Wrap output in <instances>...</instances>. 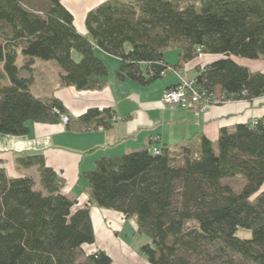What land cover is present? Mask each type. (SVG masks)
<instances>
[{
  "label": "trees",
  "instance_id": "obj_1",
  "mask_svg": "<svg viewBox=\"0 0 264 264\" xmlns=\"http://www.w3.org/2000/svg\"><path fill=\"white\" fill-rule=\"evenodd\" d=\"M62 1L0 0V134L26 135L29 122L58 123L61 113L70 130L109 129L113 108L75 117L60 99L31 90L36 60L56 62L64 86L104 89L109 69L97 49L120 59L118 80L144 86L177 68L165 60L168 49H179L183 63L220 55L198 66L200 86L222 101L264 96V72L235 59L264 58V0H106L88 12V34ZM153 143L101 156L84 173L89 201L81 208L43 154L16 159L32 174L10 176L0 166V264H113L102 249L80 260L82 247L96 241L91 206L133 220L151 240L142 246L150 264H195L192 256L264 264V116L221 128L216 143L201 134L157 153ZM238 176L239 191L224 182Z\"/></svg>",
  "mask_w": 264,
  "mask_h": 264
},
{
  "label": "crops",
  "instance_id": "obj_2",
  "mask_svg": "<svg viewBox=\"0 0 264 264\" xmlns=\"http://www.w3.org/2000/svg\"><path fill=\"white\" fill-rule=\"evenodd\" d=\"M104 1L106 0H63L62 2L74 15L78 30L88 34L86 16L91 9ZM97 54L109 69L108 84L104 89L78 90L73 86L62 85L61 77L53 85L47 80L48 73L41 71L42 67L36 60L32 65L31 90L40 99L46 100L52 97L60 99L75 117L90 108H113L116 116L121 118L119 122L112 124L109 129L96 130H70L61 122H29L30 131L26 135L0 134V166L6 168L10 176L31 174L34 171V168H19L16 164L17 158L43 154L48 166L65 178L63 192L77 201L76 208L83 207L89 201L88 181L84 173L94 169L101 156H120L126 152L143 149L151 141H154L152 147L157 148L164 145H180L191 137L201 134L216 143L221 128L234 131L237 124L264 116V96L253 101H223L211 105L204 113L184 108L171 109L163 104L161 101L163 93L177 85L180 77L195 79L199 74L198 66L201 63L208 65L219 59L220 55L204 53L183 63L179 49H168L165 51V60L170 64L179 63L177 68L168 71L150 85L144 86L132 80H118L116 72L120 66V59L101 49H97ZM235 59L252 71L264 72V58ZM48 65L54 66L60 74L58 65L55 63ZM23 73L29 74L26 70ZM107 216L118 221V225L115 223L114 228L120 232L119 238L114 237L112 231L105 226L104 219ZM91 217L96 235V250L102 249L109 253L113 264H123V250H129V245L126 244L128 240H124L122 234L128 228H131L129 235L137 232L133 220L122 221L121 213L96 206H91ZM100 228L111 241L108 240V244L98 236Z\"/></svg>",
  "mask_w": 264,
  "mask_h": 264
},
{
  "label": "rangeland",
  "instance_id": "obj_3",
  "mask_svg": "<svg viewBox=\"0 0 264 264\" xmlns=\"http://www.w3.org/2000/svg\"><path fill=\"white\" fill-rule=\"evenodd\" d=\"M0 42H1V40H0ZM77 57L78 56H76V58ZM22 59H23V57L20 55L19 59H18V65L20 67L22 66V63H23ZM38 62L42 67L41 71L43 70L44 72L48 73L49 78L47 77V80L51 81L53 85L56 82H58L60 74H58V71L54 66L48 65V63H55L56 65H57V63L54 61H42V60H38ZM0 66H1V63H0ZM35 74L38 76V72H36ZM26 169H32V168H26ZM32 173L33 172H31V174ZM224 182L231 184L235 190L239 191L244 186L245 179L243 177L238 176V177H234V178L225 179ZM126 219L127 218H125L122 215V221H124ZM115 223L118 225V221L111 218L110 216H107V218L104 219V224L110 231H112V235L116 238H119L120 232L115 230V228H114ZM130 231H131V228H128V229H126L125 233L122 234V236L124 237V240H128V241H126V244L129 245V250L128 249L123 250L124 255H123L122 263L123 264H150L147 260V257L144 255V253L142 251V246L151 242L150 238L147 235L140 234L138 232H136L135 234L129 235ZM125 235H129V236L126 237ZM238 235L241 237H247L250 235V233L247 232L246 230L240 229L238 231ZM98 236L101 239H103L105 244H108V240H109L108 236L105 235V232L103 231L102 228H100L98 230ZM109 242H111V241L109 240ZM95 250H96V243L84 245L82 247V255H80V260L84 259V256H83L84 254L92 253ZM113 253H114V257H115L116 254H115V252H113ZM191 260L195 264H208L205 261H202L200 257H193L192 256ZM242 264H245V263H242Z\"/></svg>",
  "mask_w": 264,
  "mask_h": 264
},
{
  "label": "built area",
  "instance_id": "obj_4",
  "mask_svg": "<svg viewBox=\"0 0 264 264\" xmlns=\"http://www.w3.org/2000/svg\"><path fill=\"white\" fill-rule=\"evenodd\" d=\"M201 67L205 65L200 64ZM168 71H173L174 69L168 68ZM167 71L163 72L162 75H165ZM163 104L167 105L171 109L174 108H184L191 109L197 113L207 112L209 107L214 104L223 102L221 97L218 94L209 93L202 86L198 84L195 79H189L180 77V80L177 85L168 88L162 96ZM121 120L120 117L114 116L111 123L115 124ZM60 122L67 126L70 122V117L68 114H60ZM99 129H104L102 126ZM154 152H159L157 147L153 148Z\"/></svg>",
  "mask_w": 264,
  "mask_h": 264
}]
</instances>
